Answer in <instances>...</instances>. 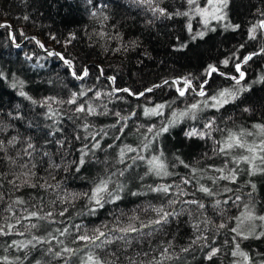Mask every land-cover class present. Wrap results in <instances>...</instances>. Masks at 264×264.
<instances>
[{
  "label": "trees",
  "instance_id": "16d2710c",
  "mask_svg": "<svg viewBox=\"0 0 264 264\" xmlns=\"http://www.w3.org/2000/svg\"><path fill=\"white\" fill-rule=\"evenodd\" d=\"M207 7L0 0V264H264V172L250 175L264 169V0H228L226 19L206 26L196 9ZM178 78L193 84L183 96ZM225 90L236 98L219 106ZM230 134L256 148L253 164L246 148L220 151ZM230 170L234 182L219 178ZM101 181L103 207L91 200ZM97 230L95 243L79 239Z\"/></svg>",
  "mask_w": 264,
  "mask_h": 264
},
{
  "label": "snow or ice",
  "instance_id": "6c2138e0",
  "mask_svg": "<svg viewBox=\"0 0 264 264\" xmlns=\"http://www.w3.org/2000/svg\"><path fill=\"white\" fill-rule=\"evenodd\" d=\"M141 2H147V3H151V0H141ZM188 3L189 4H194L196 3V0H188ZM207 3H208V7L207 8H197L196 11L198 12V14L200 16H202L204 18V24L207 26L208 24V20H209V17H211V19H214V20H217V21H222V20H225L226 19V12L224 11L227 6H228V0H207ZM159 11L162 15L165 14V10L164 9H153V11ZM177 15H188L187 12L185 13H176ZM93 15H95V13H93ZM105 19H107V17H105ZM236 28L239 27V25H236L235 26ZM260 27L261 28H264V22H261L260 24ZM188 28H189V31H191V25L189 24L188 25ZM214 30V29H213ZM255 31V28L252 29V32ZM204 35V33H199V36L202 38ZM42 46V45H41ZM252 57L251 56H247L245 57V60L244 62L246 63L248 60H250ZM66 64H69V66H71V63L70 61H65ZM223 63L225 65L228 64V61L225 60L223 61ZM236 70L237 72H239L240 76H239V79H237L236 77H232V79H235L236 80V83L239 84L240 82V79H243L244 77V73L240 71V65L237 64L236 65ZM217 71V69L214 67V66H209V69H208V74L211 75L212 72H215ZM73 75H75V73H73ZM84 76H87L88 75V71L87 69L84 70V73H83ZM83 77H77V79H82ZM185 85L186 87L187 86H190V81H188L187 79H185ZM124 91H128V89H124ZM148 91H151V89H148ZM179 93L181 96H183L185 94L184 90H180L178 89ZM23 95V93H21ZM201 96L205 95V93L203 91H201L199 93ZM140 95H143V93H141ZM236 98V96L231 93V92H228L227 90L219 93V97H212L213 100L216 101V104L219 105V106H223L224 104H227L230 102V99L234 100ZM70 103H75V98L70 101ZM164 107V105H159L157 106L156 109H153L151 110V114H155L158 112L159 109H162ZM198 107V105H192V109L195 110L196 108ZM77 111H85L84 107H79L77 109ZM88 111L91 113L94 111V109H91L89 108ZM245 111H247V109H245ZM146 115L147 114H150L147 110H146ZM175 115V114H174ZM181 116H184V115H187V113H181L180 114ZM210 127V125H209ZM255 127L259 128L260 131L262 133H264V126H261V125H255ZM149 131H151V129H149ZM163 132H167L168 131V128L165 127L162 129ZM186 135L188 136H196V135H200L201 137L203 136V133H198L195 129L189 131L188 133H186ZM241 135H243V133H241ZM97 147L99 145H96ZM29 147H31V145H29ZM233 148H246L248 152L250 153H253V155L251 157L249 156H242L240 157V160L246 162V163H249V164H253V162L255 161V159L257 158L255 156V152H256V148L253 147V146H247L245 143H243L240 139V136L236 135V134H230L228 136V139L227 141L225 142V145L223 148L220 149V151H225V150H231ZM260 150L261 151H264V144H262L260 146ZM128 151H135L134 149H131L129 148ZM123 154V153H122ZM260 159L262 161H264V157H260ZM237 163H239L240 161H236ZM81 164L84 163V160L83 158H81V161H80ZM149 163H151L153 165V168L156 170L157 174L159 175L161 171L164 170L165 166L162 162H159V158H154L152 161H150ZM217 171H223L222 169H217ZM257 171H261V172H264V169H256L255 166L253 165V168L252 170L250 171V175H255ZM164 174L166 175L167 173L164 172ZM220 179H228V180H232L233 182L235 181L236 179V174H235V171L234 170H230V173L229 175L227 176H221L219 177ZM185 183H187V181H185ZM34 186V185H33ZM253 189H255V185L253 184L252 185ZM108 190V184L106 181H101L100 184L97 185V187L95 188V190L93 191L92 195H91V200L95 202V204L99 207H103V203H102V196H101V193H104V192H107ZM154 191H162V192H165L167 193L169 191V188L168 187H162V188H157V189H153ZM200 191L206 193V194H209L211 195V191L209 188L207 187H201L200 188ZM109 196H112V193H109ZM119 195H116L113 199L116 200V199H119ZM20 203H22V201H20ZM189 203H197L196 201H189ZM219 203V202H217ZM199 207L203 208L204 205L203 204H199ZM158 212H162L163 215L161 216V219L159 220H156L155 223L156 224H160L161 222H167V219H168V216L170 215L169 213H166V212H163V209H158L157 210ZM175 213H173L174 215ZM32 217H36L37 216V213L36 212H33L30 214ZM49 216L52 215V213H48ZM60 215H63V212L60 213ZM249 219L252 218L251 216V213H249V216H248ZM259 220L261 221H264V216H260L258 217ZM11 227V226H9ZM33 227H35V225H33ZM79 227V226H77ZM221 227H223V225H221ZM98 231V235H95V236H88V235H83V236H80L79 239L81 240H84V241H87V242H90V243H95V241L97 240H100L101 237H104L106 234L102 231ZM121 232L125 233V235H127L128 233L130 232H136L138 231L137 228L133 227V226H129L127 228H122L120 229ZM233 231H236V229H233ZM3 230L0 229V233H2ZM65 232H67V229H64V232H62L61 234L63 235ZM239 234V233H238ZM261 236H264V232H262L260 234ZM120 239H123L124 237L121 236L119 237ZM245 239H247L248 237H244ZM259 238V237H257ZM99 246V245H97ZM237 248H239V245H237ZM63 251L65 252H72L73 250L72 249H67L65 248ZM59 255V253H57ZM237 253H233V255H236ZM240 255H245L244 253H239ZM212 255H215V251H213L209 256H208V259H211V256ZM245 259H247V257L245 256ZM88 260L91 262V264H99L98 261L94 260L93 257L89 256L88 257Z\"/></svg>",
  "mask_w": 264,
  "mask_h": 264
},
{
  "label": "rangeland",
  "instance_id": "374dc122",
  "mask_svg": "<svg viewBox=\"0 0 264 264\" xmlns=\"http://www.w3.org/2000/svg\"><path fill=\"white\" fill-rule=\"evenodd\" d=\"M5 23H6L10 28L13 29V26H12V24H11V22H10L9 20H5ZM37 41H39V42L41 43L42 40H41V38L37 37ZM51 50L54 51V52H57L56 48H51ZM240 71L244 73V77H243V79H244V78L246 77V73H245V71H244L243 68H242V64L240 65ZM237 73H238V76H236V78L239 79L240 74H239V72H237ZM243 79H240V81L243 80ZM173 81H174V82L176 81L177 83H182V84H184L182 87H180V85H178V88H179L180 90H185L187 87L193 88V84H192L191 81H190V86H187V87H186L185 82H184V81H185L184 78L174 79ZM188 81H189V80H188ZM203 87H204V86H203ZM201 91H203V92L205 93L204 89L201 88V89L198 91V95H200L199 93H200Z\"/></svg>",
  "mask_w": 264,
  "mask_h": 264
},
{
  "label": "bare ground",
  "instance_id": "6f19581e",
  "mask_svg": "<svg viewBox=\"0 0 264 264\" xmlns=\"http://www.w3.org/2000/svg\"><path fill=\"white\" fill-rule=\"evenodd\" d=\"M38 45L40 46V47H42L41 45H42V43H40L39 41H38ZM204 85V84H203Z\"/></svg>",
  "mask_w": 264,
  "mask_h": 264
}]
</instances>
